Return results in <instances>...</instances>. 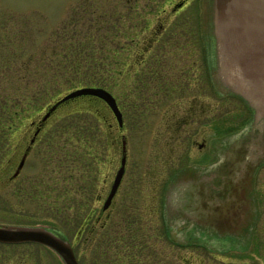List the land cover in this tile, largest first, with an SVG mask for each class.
I'll return each mask as SVG.
<instances>
[{
  "label": "rangeland",
  "instance_id": "rangeland-1",
  "mask_svg": "<svg viewBox=\"0 0 264 264\" xmlns=\"http://www.w3.org/2000/svg\"><path fill=\"white\" fill-rule=\"evenodd\" d=\"M5 2L11 10L7 41L0 44V165H17L30 120L78 87L108 88L125 122L119 127L95 95L60 104L28 157V177L19 179L39 182V197L25 195L21 202L46 222L53 205L57 228L76 237L91 209L95 222L102 177L118 169L125 135L119 226L94 242L84 243L85 232L77 242L82 258L92 264L114 258L120 264H264V122H256L244 98L219 85L214 91L197 29L190 34L182 14L172 16L147 50L139 27L156 12L131 20L125 11L119 20L115 0ZM186 185L179 204L174 191Z\"/></svg>",
  "mask_w": 264,
  "mask_h": 264
},
{
  "label": "flooded vegetation",
  "instance_id": "flooded-vegetation-1",
  "mask_svg": "<svg viewBox=\"0 0 264 264\" xmlns=\"http://www.w3.org/2000/svg\"><path fill=\"white\" fill-rule=\"evenodd\" d=\"M115 9L119 20L121 19L122 13L125 11H128V13L132 15L133 18L130 17L131 20H134L133 14H136L137 18L139 14L141 19L143 13H158L155 20L154 18L146 19V24L139 27V33L144 36L139 37L138 39L139 41L141 38L144 39L143 42L145 41V49L147 50H150L153 45L163 37V34L167 29V21L169 18L182 14L181 22L184 25L191 24V27H188L189 33L194 34L197 29L205 68L207 69L208 76L211 78L210 81L212 83V88L215 91L217 83L214 78L215 57L211 27L213 0H115ZM10 10L8 3L5 2V0H0V44L7 41V31L4 28V24ZM130 18H128V21H130ZM189 19L192 20V23L189 22ZM194 24H196V28ZM185 27L186 26H184V29ZM201 27L205 31L203 37H200ZM132 40H135V38ZM190 43V41L186 42L182 46H191ZM104 102L112 111L109 104L105 100ZM54 112L48 117L42 116L39 119L30 120V128L32 129L31 136L21 151V156L17 165L9 164L7 160L5 164L0 165V226L44 227L49 231L61 235L71 243L80 264H92L90 260L84 259L80 256V253L77 250V242L83 237L82 235H84L85 232H87V234L84 236L83 240L84 243H87L89 241L94 242L95 236L103 237V234L108 233L107 231H116L115 227L119 226V220L117 218V212H119V192L124 181L126 170L117 192L107 206H105V203L110 194L112 184L120 165L117 170L115 169V166H113L111 170L106 171L107 174L102 177V189L97 195L99 208L95 216V222H91V219L95 215V210L91 209L86 213L84 221L79 228L78 235L76 236L77 238H70L67 232L57 228L53 205H51L52 208L48 216V222L41 221L40 214L34 212V208L30 205H25L23 201L21 202L25 195V197H39V190L35 191V189H38L39 187V182L35 184L29 180L19 179L28 177L26 174V162L28 161L31 152L34 150L35 145L42 139L44 133L50 128L52 122L55 120V117L53 116ZM5 122L4 124L7 125L8 120ZM111 141L114 144L116 139L112 137ZM198 146L203 148L205 146V141L200 142ZM212 146V141H210L208 149ZM26 152L27 156L25 157L23 165L20 166ZM54 193L55 188L53 187L52 194ZM109 225L112 226V229L107 228ZM166 231L169 236L170 231L167 229ZM119 260L120 259L114 258L112 259L111 264H120ZM0 264H66V262L60 253L47 243L34 239L20 241L0 239Z\"/></svg>",
  "mask_w": 264,
  "mask_h": 264
},
{
  "label": "water",
  "instance_id": "water-1",
  "mask_svg": "<svg viewBox=\"0 0 264 264\" xmlns=\"http://www.w3.org/2000/svg\"><path fill=\"white\" fill-rule=\"evenodd\" d=\"M211 27L214 41L216 83L224 90L244 98L256 112V122H264V0H213ZM81 95L103 98L113 110L120 127L123 111L116 96L103 86L73 89L52 103L48 117L63 102ZM27 152L20 163L23 165ZM127 164V138L123 135L121 164L105 206L122 181ZM0 239H34L54 247L66 264H80L71 243L61 235L32 226H0Z\"/></svg>",
  "mask_w": 264,
  "mask_h": 264
},
{
  "label": "bare ground",
  "instance_id": "bare-ground-1",
  "mask_svg": "<svg viewBox=\"0 0 264 264\" xmlns=\"http://www.w3.org/2000/svg\"><path fill=\"white\" fill-rule=\"evenodd\" d=\"M254 144L251 145V148H250V151H251V155L252 156H255L257 154V148L255 147L256 146V141L253 142ZM188 188V185L182 187L181 189H175L174 191V197L176 200H178L179 198V204H180V196H181V191H185L186 189Z\"/></svg>",
  "mask_w": 264,
  "mask_h": 264
},
{
  "label": "trees",
  "instance_id": "trees-1",
  "mask_svg": "<svg viewBox=\"0 0 264 264\" xmlns=\"http://www.w3.org/2000/svg\"><path fill=\"white\" fill-rule=\"evenodd\" d=\"M93 97L98 98L97 96H93ZM122 140H123V136H122ZM122 140H121V141H122Z\"/></svg>",
  "mask_w": 264,
  "mask_h": 264
}]
</instances>
